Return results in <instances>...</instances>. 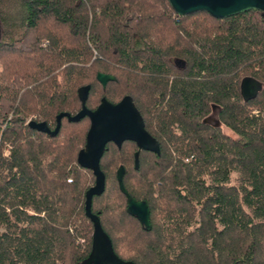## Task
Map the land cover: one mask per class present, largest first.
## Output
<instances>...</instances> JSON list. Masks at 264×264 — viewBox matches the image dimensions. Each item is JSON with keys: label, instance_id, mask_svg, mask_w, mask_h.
Returning <instances> with one entry per match:
<instances>
[{"label": "trees", "instance_id": "obj_1", "mask_svg": "<svg viewBox=\"0 0 264 264\" xmlns=\"http://www.w3.org/2000/svg\"><path fill=\"white\" fill-rule=\"evenodd\" d=\"M0 0V264H90L78 165L89 122L60 120L129 96L158 153L105 144L91 197L115 255L132 264H264V20L178 16L167 0ZM113 76L102 87L95 74ZM257 84L243 99L240 82ZM216 111L218 126L202 119ZM6 151V152H5ZM123 188L148 208L144 230ZM231 174L234 178L231 179Z\"/></svg>", "mask_w": 264, "mask_h": 264}, {"label": "water", "instance_id": "obj_2", "mask_svg": "<svg viewBox=\"0 0 264 264\" xmlns=\"http://www.w3.org/2000/svg\"><path fill=\"white\" fill-rule=\"evenodd\" d=\"M171 9L182 16L195 11H204L214 18H224L233 14L248 10L259 11L264 20V0H167ZM96 80L103 87L113 76L96 72ZM89 86L83 85L77 88V97L80 108L73 115L60 112L55 116V125L50 130L44 122L29 120L27 125L37 131L53 136L60 127V120L65 117L68 122H76L86 116L89 126L85 133L84 144L76 154L79 166L91 170L94 176V184L85 192L84 213L92 224L90 264H132L119 259L112 250L111 242L107 234L102 230L98 217L90 210L91 197L99 194L104 188V176L99 169V159L103 153L105 144L113 142L117 147L123 140L135 142L137 149L158 153L157 141L144 129L142 119L134 107L129 96H123L117 103H111L101 98L98 105L89 110L85 107ZM258 86L255 82L244 78L240 82V93L243 99L255 95ZM203 123L218 126L215 108L212 106L211 114L202 119ZM137 152H134V168L138 166ZM123 169L118 166L115 176L121 193L125 196L126 212L135 217L144 230H149L148 208L143 200H135L123 188L121 176Z\"/></svg>", "mask_w": 264, "mask_h": 264}, {"label": "rangeland", "instance_id": "obj_3", "mask_svg": "<svg viewBox=\"0 0 264 264\" xmlns=\"http://www.w3.org/2000/svg\"><path fill=\"white\" fill-rule=\"evenodd\" d=\"M7 3H9L8 11H10L12 15L19 13L22 9L21 4L19 5V2H17V0H7ZM233 178L234 174H231V179Z\"/></svg>", "mask_w": 264, "mask_h": 264}, {"label": "flooded vegetation", "instance_id": "obj_4", "mask_svg": "<svg viewBox=\"0 0 264 264\" xmlns=\"http://www.w3.org/2000/svg\"><path fill=\"white\" fill-rule=\"evenodd\" d=\"M118 102V101H117ZM117 102H114V103H117ZM111 103H113V102H111ZM135 107V106H134ZM137 110V109H136ZM139 113V112H138ZM140 115V114H139ZM84 117H86V116H84ZM141 117V116H140ZM83 118V117H82ZM88 119V118H87ZM142 119V118H141ZM88 122H89V120H88ZM142 122H143V120H142ZM89 126V125H88ZM143 127H144V124H143ZM50 129V128H49ZM53 129V128H52ZM52 129H50V130H52ZM145 129V128H144ZM124 141H130V142H132L134 145H135V148H136V150L134 151V152H137V154H138V152L139 151H142L143 149H137V146H136V144H135V142H133V141H131V140H123L121 143H120V145L124 142ZM113 143V142H112ZM114 144V143H113ZM115 145V144H114ZM116 146V145H115ZM117 147V146H116ZM143 151H147V150H143ZM134 152H133V154H134ZM137 161H138V155H137ZM120 166V165H119ZM133 166H134V157H133Z\"/></svg>", "mask_w": 264, "mask_h": 264}]
</instances>
